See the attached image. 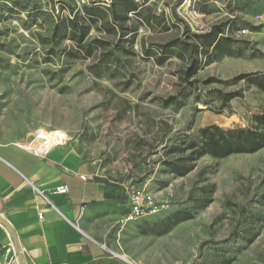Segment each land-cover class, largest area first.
Returning <instances> with one entry per match:
<instances>
[{
  "label": "rangeland",
  "instance_id": "obj_1",
  "mask_svg": "<svg viewBox=\"0 0 264 264\" xmlns=\"http://www.w3.org/2000/svg\"><path fill=\"white\" fill-rule=\"evenodd\" d=\"M14 1L0 2V141L61 134L58 146L123 199L146 188L168 201L156 217L117 222L109 238L127 226L157 235L176 212L190 211L195 218L172 239L176 261L264 264V149L202 157L184 176L163 165L180 157L169 153L178 138L199 141L210 125L251 128L264 113L257 86L205 83L264 75V0H146L137 13L102 5L86 21L91 56L70 34L55 33L49 0ZM215 28L231 38L229 50L203 49L194 36ZM174 41L190 45L167 48ZM219 90L242 97L225 101Z\"/></svg>",
  "mask_w": 264,
  "mask_h": 264
},
{
  "label": "crops",
  "instance_id": "obj_2",
  "mask_svg": "<svg viewBox=\"0 0 264 264\" xmlns=\"http://www.w3.org/2000/svg\"><path fill=\"white\" fill-rule=\"evenodd\" d=\"M74 155L79 157L70 147L57 146L39 156L19 143L0 141V217L14 234L22 263L176 262L172 239L178 228L191 220L164 235L140 233L127 226L109 238L122 213H127L128 197L123 199L118 188L96 180L91 167ZM64 184L69 186L68 194L53 193ZM0 264H21L13 239L1 222Z\"/></svg>",
  "mask_w": 264,
  "mask_h": 264
},
{
  "label": "trees",
  "instance_id": "obj_3",
  "mask_svg": "<svg viewBox=\"0 0 264 264\" xmlns=\"http://www.w3.org/2000/svg\"><path fill=\"white\" fill-rule=\"evenodd\" d=\"M5 1L7 0H0V2ZM14 2V6L21 4L17 0ZM116 2L120 3L126 11H129V13H137L142 9V6L133 0L113 1V3ZM100 9V5L95 6L91 4L84 7V16H77L73 20L58 19L55 33L70 34L74 40H77V45L80 47V50L83 51L82 48L84 47L87 55L91 56L93 52V44H83L89 32V28L86 26V21L89 20V18L97 17V13L101 12ZM194 36L196 39L201 40V47L203 49L212 47L213 51H219L221 49L229 50L231 48V38L226 37L220 28H215L208 33ZM181 45L189 46L190 44L187 41H174L167 48L178 47ZM208 56H210V54ZM191 68L192 66L190 69ZM242 81L255 85L264 91V75L258 72L239 74L228 81L211 78L205 81V83L213 84L225 82L227 84L235 85ZM219 93L224 96L225 101H231L235 98L242 97V93L239 91L224 94L219 90ZM176 101V97L162 100L165 106L172 105ZM253 121L255 124L254 127L242 128L235 131L224 130L218 125L204 127L201 129L199 141H195L187 136L178 138L177 142L169 148V153L179 154L180 157H176L169 161H163V165L168 167L172 174L184 176L194 169L196 161L205 156L222 160L233 155L257 153L264 149V113L255 115ZM194 218V213L190 211H178L174 214L173 219L165 226L164 231L157 235L167 234L178 225L193 220Z\"/></svg>",
  "mask_w": 264,
  "mask_h": 264
},
{
  "label": "built area",
  "instance_id": "obj_4",
  "mask_svg": "<svg viewBox=\"0 0 264 264\" xmlns=\"http://www.w3.org/2000/svg\"><path fill=\"white\" fill-rule=\"evenodd\" d=\"M114 0H49L50 2V12L57 19H75L77 16H84L83 9L88 5L95 6H110ZM136 3L142 5L146 0H133ZM148 2L152 0H147ZM168 16H166V21H168ZM245 33L246 31H242ZM37 137L31 141H35ZM29 150V149H28ZM32 151V150H30ZM39 156H43V152H35ZM82 180H86L85 176L80 177ZM70 191L69 186L64 184L56 189L53 193L57 195H66ZM41 195L42 192L38 191ZM129 207L127 213L122 219L121 223L129 224L136 223L138 221L147 220L149 218L156 217L161 213L169 209V204L167 202L158 201L155 195L147 190L146 188L134 189L128 194ZM40 218H43L42 213ZM172 264H185L181 261H176Z\"/></svg>",
  "mask_w": 264,
  "mask_h": 264
},
{
  "label": "bare ground",
  "instance_id": "obj_5",
  "mask_svg": "<svg viewBox=\"0 0 264 264\" xmlns=\"http://www.w3.org/2000/svg\"><path fill=\"white\" fill-rule=\"evenodd\" d=\"M33 137H37V139L33 142L23 141L19 143L20 146L35 152L50 153L54 148L59 145V138L63 136L61 134H56V137H54L48 136L42 132H38Z\"/></svg>",
  "mask_w": 264,
  "mask_h": 264
},
{
  "label": "water",
  "instance_id": "obj_6",
  "mask_svg": "<svg viewBox=\"0 0 264 264\" xmlns=\"http://www.w3.org/2000/svg\"><path fill=\"white\" fill-rule=\"evenodd\" d=\"M0 222L4 225V227H5V228L8 230V232L10 233V235H11V237H12V239H13V242H14V247H15V251H16L17 257H18L20 263L23 264V263H22V257H21V251H20V249H19V247H18V245H17V243H16V240H15L14 234L12 233V230H11L10 226H9L8 223H7L3 218H1V217H0Z\"/></svg>",
  "mask_w": 264,
  "mask_h": 264
}]
</instances>
